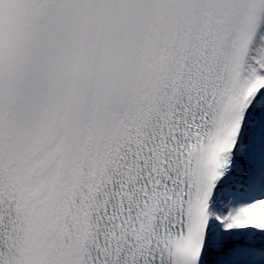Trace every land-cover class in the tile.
I'll use <instances>...</instances> for the list:
<instances>
[{"label":"snow or ice","instance_id":"1","mask_svg":"<svg viewBox=\"0 0 264 264\" xmlns=\"http://www.w3.org/2000/svg\"><path fill=\"white\" fill-rule=\"evenodd\" d=\"M0 264H264V0H0Z\"/></svg>","mask_w":264,"mask_h":264}]
</instances>
